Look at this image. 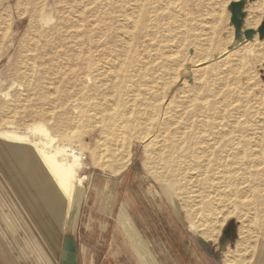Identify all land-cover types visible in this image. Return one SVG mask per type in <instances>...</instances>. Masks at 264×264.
I'll return each instance as SVG.
<instances>
[{
  "label": "rangeland",
  "instance_id": "rangeland-1",
  "mask_svg": "<svg viewBox=\"0 0 264 264\" xmlns=\"http://www.w3.org/2000/svg\"><path fill=\"white\" fill-rule=\"evenodd\" d=\"M263 22L264 0H0V133L77 149L73 202L118 186L101 219L133 264H264Z\"/></svg>",
  "mask_w": 264,
  "mask_h": 264
},
{
  "label": "crops",
  "instance_id": "crops-1",
  "mask_svg": "<svg viewBox=\"0 0 264 264\" xmlns=\"http://www.w3.org/2000/svg\"><path fill=\"white\" fill-rule=\"evenodd\" d=\"M0 147V264H133L127 237L101 219L115 215L118 186L108 195L94 185L85 201L80 193L67 227V202L43 166Z\"/></svg>",
  "mask_w": 264,
  "mask_h": 264
},
{
  "label": "bare ground",
  "instance_id": "bare-ground-1",
  "mask_svg": "<svg viewBox=\"0 0 264 264\" xmlns=\"http://www.w3.org/2000/svg\"><path fill=\"white\" fill-rule=\"evenodd\" d=\"M32 132L33 134L39 133L42 136H44V138L47 140V143L39 142V143L29 144L31 142H29L28 136L26 135L20 136L16 133H7V132L0 133V138L4 139L8 143L14 142L16 144L15 146L17 145L29 146L30 149L24 148L23 157L20 156L21 160L23 161L24 164L27 163V165L30 166L32 157L34 156V159L38 160V163H40V165L43 166L48 177L51 179L52 183L57 187L56 189L60 191V193L64 196L65 201L67 202L66 206H68V211L66 210L67 212L66 220H67V227L68 226L70 227L69 224L72 220L71 205L73 202L75 183L77 181L75 176H77V170L81 166L80 161L82 159V155L77 149L75 150L70 149V147L67 146V144L62 146L61 148H58V150L55 151L54 153H47L45 152V147L47 146V144L52 143L54 139L48 136V132L41 125L34 126ZM7 147L9 149H12V146H7ZM12 150L14 151V149ZM60 155H65L69 157L71 159L70 162H62L61 160H58V156ZM79 185L81 186L80 180H79ZM190 229L193 230V227L190 226Z\"/></svg>",
  "mask_w": 264,
  "mask_h": 264
},
{
  "label": "water",
  "instance_id": "water-1",
  "mask_svg": "<svg viewBox=\"0 0 264 264\" xmlns=\"http://www.w3.org/2000/svg\"><path fill=\"white\" fill-rule=\"evenodd\" d=\"M233 23L235 24V25H237V21H236V18L234 17L233 18ZM258 34L260 35V36H264V22H263V24H262V26L258 29ZM254 34V31H252V30H247V31H245L244 32V36L246 37V38H248V37H250V36H252Z\"/></svg>",
  "mask_w": 264,
  "mask_h": 264
}]
</instances>
